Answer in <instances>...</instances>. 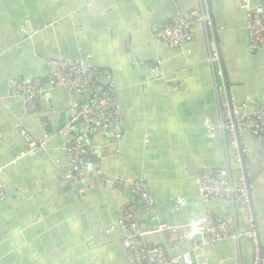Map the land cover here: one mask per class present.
I'll return each instance as SVG.
<instances>
[{"label": "crops", "instance_id": "1", "mask_svg": "<svg viewBox=\"0 0 264 264\" xmlns=\"http://www.w3.org/2000/svg\"><path fill=\"white\" fill-rule=\"evenodd\" d=\"M194 10L206 23L193 21L191 42L172 49L156 38L174 16ZM246 23L236 0H0V264H126L119 210L133 199L108 181L143 179L161 222L189 224L204 213L194 180L210 167L246 180L264 254V139L244 133L236 150L228 133L216 127L209 138L204 128L206 119L216 126L224 120L225 106L252 113L264 105V51H249ZM57 58L82 60L113 78L124 113L121 140L82 125L64 129L70 103L84 107L94 93L56 87L44 59ZM14 77L41 82L33 112L8 96ZM24 136L44 141L45 152L17 159L27 149ZM76 139L102 178L81 180L89 185L69 195L61 184L68 183V147ZM177 197L186 205L174 212L168 200ZM207 207L245 228L240 200ZM139 221L144 225L143 216ZM149 239L167 254L189 252L206 264H253L247 239L198 250L167 245L162 235Z\"/></svg>", "mask_w": 264, "mask_h": 264}, {"label": "built area", "instance_id": "2", "mask_svg": "<svg viewBox=\"0 0 264 264\" xmlns=\"http://www.w3.org/2000/svg\"><path fill=\"white\" fill-rule=\"evenodd\" d=\"M247 13L246 31L251 53L264 51V0L252 5L250 0H236ZM193 21L205 22L203 14L194 10L190 14L176 15L156 34V38L172 49H179L192 41ZM51 25V24H50ZM48 77L54 85L64 88L76 95H84L88 91L94 93V99L84 107L70 103V114L65 120V130L74 132L77 125H82L87 133L103 131L112 140H121L124 113L117 98L113 78L103 70L88 66L82 60L71 58L44 59ZM43 94L39 79L23 80L18 77L9 79L8 96L21 98L26 112H33L36 102ZM224 120L216 126L212 120L204 121V128L209 138L214 137L216 127L228 133L231 146L238 150L244 133L264 139V105L254 112H240L232 105L225 106ZM2 132L0 131V138ZM27 149L16 158L38 156L45 152L44 141H31L24 136ZM87 146L82 139H76L68 147L69 168L65 177L71 180V174L85 172L91 178H102V171L90 159ZM3 167H0V174ZM195 187L204 205L203 216L189 224L169 225L161 222L155 214V200L150 188L143 179H125L114 177L108 181L109 186L127 193L132 199L120 208L118 226L122 231L121 250L126 264H206L204 260H195L191 253L167 254L165 248L149 238L162 235L167 245L191 243L198 250L200 244H215L226 240L247 239L252 248L253 264H264V255L255 224L249 187L243 177L233 182L228 170L219 168H203L196 176ZM241 201L245 228L238 229L233 215L215 218L207 207L212 201ZM5 200V193L0 183V203ZM174 212H179L186 200L181 197L168 200ZM143 216L144 225L139 218ZM147 223H149L147 225ZM199 243V245H197Z\"/></svg>", "mask_w": 264, "mask_h": 264}, {"label": "water", "instance_id": "3", "mask_svg": "<svg viewBox=\"0 0 264 264\" xmlns=\"http://www.w3.org/2000/svg\"><path fill=\"white\" fill-rule=\"evenodd\" d=\"M207 16H208V19L210 20V23L213 24L212 23V19H211L212 17H211V13H210L209 7H208V11H207ZM57 117L64 118V115L61 113V114L57 115ZM240 154H241V151H240ZM242 165H243V163H242ZM243 172L245 173L244 170H243ZM71 176H72L71 180L66 181L68 183L61 184V186L64 189L65 193H67L69 195L72 194L73 192H75L76 190L80 191L81 189H83L84 187L89 185L85 181L81 182V180H84L86 178L88 180V183H90V180H93V178L90 177V174H88L86 172L83 175H80V174H77L76 172H73L71 174ZM94 180L96 182V179H94ZM262 254H263V252H262Z\"/></svg>", "mask_w": 264, "mask_h": 264}]
</instances>
